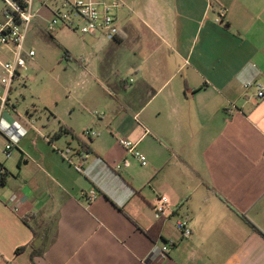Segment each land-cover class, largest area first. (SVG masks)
I'll return each mask as SVG.
<instances>
[{"label": "crops", "instance_id": "1", "mask_svg": "<svg viewBox=\"0 0 264 264\" xmlns=\"http://www.w3.org/2000/svg\"><path fill=\"white\" fill-rule=\"evenodd\" d=\"M118 12L120 33L103 51L135 78H116L120 105L93 137L88 115L71 104L70 121L56 112L43 136L10 98L21 69L8 87L0 65V164L9 173L0 186V264H264V99L243 86L264 83V0H119ZM118 137L136 142L147 164ZM123 159L129 165L117 168ZM90 187L98 194L88 202ZM161 195L167 216L153 242L144 230L157 221ZM24 216L39 232L52 221L33 259L41 232ZM180 216L187 238L175 227ZM165 241L173 244L162 259Z\"/></svg>", "mask_w": 264, "mask_h": 264}, {"label": "rangeland", "instance_id": "2", "mask_svg": "<svg viewBox=\"0 0 264 264\" xmlns=\"http://www.w3.org/2000/svg\"><path fill=\"white\" fill-rule=\"evenodd\" d=\"M45 1L50 3L48 0H33L34 20L40 25L31 23L26 46L31 47L35 55L27 60L12 82L10 98L17 99L22 112L28 108L34 114V124L38 120L43 125L46 138L52 135L56 112V116L70 121V117L63 115L64 111L68 112L70 104L74 111L88 115L90 125L87 130L97 135L100 125L111 120L120 105L118 96L122 95L117 92L114 81L120 76L135 78V72L131 76L124 64L110 61L108 52L103 51L106 41H93L91 36L68 28L52 32L44 30L51 17ZM4 7L0 0V20L3 19ZM11 58L8 48H0V60ZM134 58L136 62L142 59L140 56ZM145 95L149 96V89L147 94L143 93ZM68 138L72 139L70 135ZM60 143L67 145L64 140Z\"/></svg>", "mask_w": 264, "mask_h": 264}, {"label": "built area", "instance_id": "3", "mask_svg": "<svg viewBox=\"0 0 264 264\" xmlns=\"http://www.w3.org/2000/svg\"><path fill=\"white\" fill-rule=\"evenodd\" d=\"M3 8V19L0 20V48L9 47L12 55L11 59L0 61V65L5 72L2 82L9 87L12 77L18 69L25 67L27 60L32 59L35 52L32 48L26 47L28 29L35 18L33 10V0H1ZM45 5L51 12V17L47 21L45 30L52 32L57 28H68L79 31L82 35H89L101 38L105 41H113L120 33L115 10L119 5V0H48ZM217 21L222 22L221 18ZM245 89H254V96L258 100L264 99V83L256 80H246L243 83ZM5 97H2L4 101ZM86 135H95L94 132L85 131ZM118 143L129 152V154L139 161L141 165L147 164L146 156L136 147L133 142L125 137H118ZM12 143L7 142L3 148L5 157L10 156ZM129 161L123 159L121 164H116L117 168L128 166ZM75 169L83 172L80 164L74 165ZM95 188L90 187L83 196L86 201L91 202L97 197ZM168 198L164 195L158 197V201L153 207L156 219L167 216L166 207ZM175 227L180 232L182 238L191 235L192 230L188 219L180 216L175 221ZM172 241H165L160 248V257L167 259L168 252L172 246Z\"/></svg>", "mask_w": 264, "mask_h": 264}, {"label": "trees", "instance_id": "4", "mask_svg": "<svg viewBox=\"0 0 264 264\" xmlns=\"http://www.w3.org/2000/svg\"><path fill=\"white\" fill-rule=\"evenodd\" d=\"M80 144L82 145L83 151L84 152H88L89 149L87 147V144L80 141ZM9 175L8 171H6V169L0 164V186H3L6 182V178ZM241 217L252 227L254 228L256 231H258L259 233H262L252 222H250L248 220V218L243 215L240 214ZM164 218H159L157 219V221H155L152 225H150L147 229L144 230V233L147 235L148 238H150L153 242L157 241L160 237H161V228H162V221ZM24 222L30 227V229L32 230L33 234H37L41 232V245L38 247H35L32 249L31 251V259H33L35 256H39L42 255L46 244L48 242L49 239V233L51 230V225H52V221H48L47 223H45L41 229L40 232L39 230H36L28 221V216H24L23 217ZM24 249L23 246H20L16 249V251L18 252V250Z\"/></svg>", "mask_w": 264, "mask_h": 264}]
</instances>
